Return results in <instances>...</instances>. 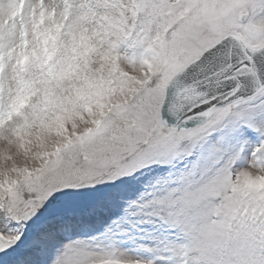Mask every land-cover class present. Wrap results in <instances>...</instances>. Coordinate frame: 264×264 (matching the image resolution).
I'll return each mask as SVG.
<instances>
[{"label": "snow or ice", "instance_id": "obj_1", "mask_svg": "<svg viewBox=\"0 0 264 264\" xmlns=\"http://www.w3.org/2000/svg\"><path fill=\"white\" fill-rule=\"evenodd\" d=\"M0 264H264V0H0Z\"/></svg>", "mask_w": 264, "mask_h": 264}]
</instances>
